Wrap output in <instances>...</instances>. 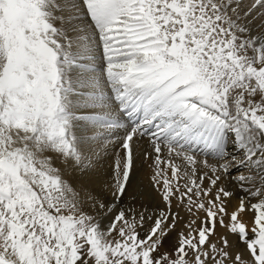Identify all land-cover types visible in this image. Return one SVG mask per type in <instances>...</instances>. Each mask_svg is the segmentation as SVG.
Here are the masks:
<instances>
[{
    "label": "snow or ice",
    "instance_id": "1",
    "mask_svg": "<svg viewBox=\"0 0 264 264\" xmlns=\"http://www.w3.org/2000/svg\"><path fill=\"white\" fill-rule=\"evenodd\" d=\"M0 264H264V0H0Z\"/></svg>",
    "mask_w": 264,
    "mask_h": 264
},
{
    "label": "bare ground",
    "instance_id": "2",
    "mask_svg": "<svg viewBox=\"0 0 264 264\" xmlns=\"http://www.w3.org/2000/svg\"><path fill=\"white\" fill-rule=\"evenodd\" d=\"M140 181H144L145 183L147 182L144 172L140 173V175L138 176V179L136 181V184H139ZM132 190H137L135 185H134V188ZM132 190H130V191H132Z\"/></svg>",
    "mask_w": 264,
    "mask_h": 264
}]
</instances>
